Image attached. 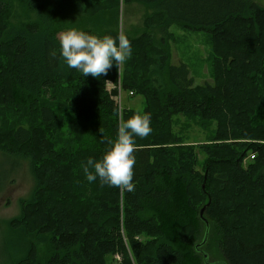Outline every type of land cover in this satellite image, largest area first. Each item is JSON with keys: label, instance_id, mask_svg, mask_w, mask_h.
Wrapping results in <instances>:
<instances>
[{"label": "trees", "instance_id": "trees-1", "mask_svg": "<svg viewBox=\"0 0 264 264\" xmlns=\"http://www.w3.org/2000/svg\"><path fill=\"white\" fill-rule=\"evenodd\" d=\"M131 3L144 10L135 35L118 27ZM172 23L210 34L211 81L172 61ZM120 89L142 109L120 110ZM7 111L24 121L8 128ZM180 118L205 139L175 131ZM0 151L34 178L10 224L47 243L11 264H190L195 234V264H264V6L0 0Z\"/></svg>", "mask_w": 264, "mask_h": 264}, {"label": "rangeland", "instance_id": "rangeland-1", "mask_svg": "<svg viewBox=\"0 0 264 264\" xmlns=\"http://www.w3.org/2000/svg\"><path fill=\"white\" fill-rule=\"evenodd\" d=\"M259 5L264 6V0H254ZM17 2H15V13L19 12ZM143 7L137 3L128 5H119L118 27L120 32H126L135 35L141 32L143 20ZM15 16L12 19L21 17ZM168 31L171 33L169 39L170 53L173 62L179 60L186 63L190 76L195 84H201L211 81L212 66V42L211 36L204 30H191L182 27L179 23L170 24ZM60 40L66 45L70 51H75L76 37L72 31H60L58 33ZM121 71V69H120ZM130 90L124 91L120 89L119 95L115 97L119 109L126 107L141 110L143 107V99L140 95L129 93ZM18 117L20 120H18ZM3 118L9 127L13 124H20L24 121V117L7 111ZM184 120L179 119L178 125L174 127L175 131H182L184 137L188 141H203L207 135V131L202 130L197 125L191 124L188 128H184ZM3 130H7L4 125ZM203 153H198V166H201V160L204 158ZM34 178L29 169V163L26 159H18V161L7 160L5 155L0 151V264H11L12 258L20 256L27 246L29 240H33L39 256L42 257L47 249L46 242H38L34 237L23 233L21 230L15 229L10 220L17 217L20 210L21 201L28 198L31 194ZM196 235V234H195ZM192 237L190 245L187 246V252L194 260L196 255L193 245L199 242L198 236ZM204 248V247H203ZM120 256V255H119ZM189 257V256H188ZM199 258V257H198ZM210 261L219 259V256L209 255ZM190 264H195L191 261ZM209 261V262H210ZM110 264H114L111 262Z\"/></svg>", "mask_w": 264, "mask_h": 264}, {"label": "water", "instance_id": "water-1", "mask_svg": "<svg viewBox=\"0 0 264 264\" xmlns=\"http://www.w3.org/2000/svg\"><path fill=\"white\" fill-rule=\"evenodd\" d=\"M201 187L204 188V184H202ZM208 202H209V200L207 201V203L204 206L201 207V209L199 211V216L200 217H202L203 211H204L205 207L207 206ZM205 224L207 225L206 221H205ZM203 257L205 258L206 255L203 254ZM212 264H224V263L223 262H215V263H212Z\"/></svg>", "mask_w": 264, "mask_h": 264}, {"label": "built area", "instance_id": "built-area-1", "mask_svg": "<svg viewBox=\"0 0 264 264\" xmlns=\"http://www.w3.org/2000/svg\"><path fill=\"white\" fill-rule=\"evenodd\" d=\"M129 93L131 94V92H129ZM250 157H252V155H251ZM114 257H115V259H116L117 261H120V256H119V255L115 254Z\"/></svg>", "mask_w": 264, "mask_h": 264}, {"label": "bare ground", "instance_id": "bare-ground-1", "mask_svg": "<svg viewBox=\"0 0 264 264\" xmlns=\"http://www.w3.org/2000/svg\"><path fill=\"white\" fill-rule=\"evenodd\" d=\"M100 50V49H99ZM16 154V153H15Z\"/></svg>", "mask_w": 264, "mask_h": 264}]
</instances>
